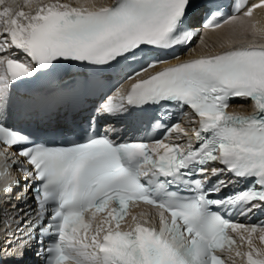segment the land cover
I'll return each mask as SVG.
<instances>
[{"label": "snow or ice", "instance_id": "6c2138e0", "mask_svg": "<svg viewBox=\"0 0 264 264\" xmlns=\"http://www.w3.org/2000/svg\"><path fill=\"white\" fill-rule=\"evenodd\" d=\"M32 4L0 0V142L5 146L0 149V178L14 166L23 171L25 188L38 205L32 227L39 230L41 243L51 238L42 249L44 264H225L218 253L226 247L232 251L237 244L233 233L249 248L246 253L236 249L235 255L245 256L247 264H264V249L252 239L260 233L264 241V226L240 224L226 215L264 213V44L237 46L229 39V47L221 44L223 51L183 60L144 78L136 79L163 61L133 70L128 79L135 82L127 93L107 97L94 109L86 136L67 145L36 142L4 123L14 83L48 75L49 88L31 97L41 108L56 96L88 86V78L57 80L61 61L86 63L102 72L119 61L142 59L145 46H187L200 35L189 25L198 7L210 12L207 27L212 30L228 26L233 36L264 38V27L252 19L264 0L251 6L237 0L232 15L217 0H115L99 7L94 0L79 6L54 0L25 11ZM17 53L25 59L15 58ZM233 98L250 99L251 114L228 111ZM151 105L175 106L181 113L186 106L193 110L199 117L197 144L191 138L186 146L172 140L173 134L179 139L187 132L179 123L167 125L166 112L155 118V126L168 133L162 139H122L110 124L98 133L100 121ZM12 147L22 159L9 163ZM215 163L221 167L209 171ZM229 174L235 179H223ZM241 180L248 185L244 190L224 193ZM19 183L9 181L3 191L10 193ZM140 203L157 209L160 227L131 215L130 208ZM100 214L103 219L96 224ZM130 215L134 226L122 230ZM4 258L0 255V264ZM10 258L22 259L15 254Z\"/></svg>", "mask_w": 264, "mask_h": 264}, {"label": "bare ground", "instance_id": "6f19581e", "mask_svg": "<svg viewBox=\"0 0 264 264\" xmlns=\"http://www.w3.org/2000/svg\"><path fill=\"white\" fill-rule=\"evenodd\" d=\"M54 2V0H33L32 8L29 9L28 7L25 8V11L28 10H35L36 4H47ZM61 3H70L74 6H79V4L85 3L86 0H60ZM87 2L91 3L93 0H87ZM112 0H94V3L97 7L102 5H109L111 4ZM252 19L257 23V27H264V8H257L253 12ZM229 39H233L236 42V45L240 44H248V43H255V44H264V38L260 37H253L252 35H248L246 37L242 36H233L229 27L224 26L222 29H206L202 32V34L195 40L193 43L190 53L193 55H205V54H213L220 51H223L224 48L229 47L227 41ZM221 44L224 45V48L221 47ZM14 51V50H10ZM4 54V53H3ZM244 108V111H248L253 107V104L251 102H240L235 103L233 105V108L235 110H238V108ZM150 210H146L145 213H148ZM260 233L253 234V243L261 249H264V241H261L259 239ZM242 249L245 251V253L249 250L248 244L245 241V243L242 245ZM241 262V261H239Z\"/></svg>", "mask_w": 264, "mask_h": 264}]
</instances>
